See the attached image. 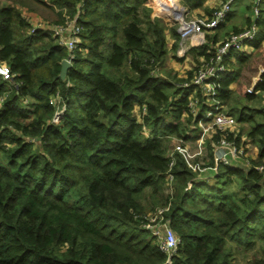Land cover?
<instances>
[{
  "label": "trees",
  "instance_id": "16d2710c",
  "mask_svg": "<svg viewBox=\"0 0 264 264\" xmlns=\"http://www.w3.org/2000/svg\"><path fill=\"white\" fill-rule=\"evenodd\" d=\"M147 1L0 2V62L12 73L0 76V264H230L235 251H251L244 264H264V168H256L264 166V108L228 110L238 109L257 148L248 165L210 169L218 130L204 142L208 160L194 159L205 171L189 168L176 151L170 156L164 138L188 140L203 104L199 115L187 106L182 85L191 68L181 78L157 74L180 36L150 16ZM179 1L207 16L213 11L206 0ZM21 7L55 23L77 14L81 40L64 77L66 49L50 31H31ZM209 37L183 58H208ZM249 55L225 58L217 93L223 104ZM260 77L254 90L263 92ZM164 181L162 219L181 240L170 254L143 225L149 211L139 199Z\"/></svg>",
  "mask_w": 264,
  "mask_h": 264
},
{
  "label": "built area",
  "instance_id": "2783aa9c",
  "mask_svg": "<svg viewBox=\"0 0 264 264\" xmlns=\"http://www.w3.org/2000/svg\"><path fill=\"white\" fill-rule=\"evenodd\" d=\"M232 2L233 0L222 1L220 5L213 9L210 16L202 15L195 18L183 19L180 22L179 28V32H182V38H184V40L181 39V45L189 37L199 38L195 43L196 45L203 43L205 33L213 31L226 20ZM258 10V6L254 5V15L258 14ZM35 29L50 31L58 43L66 49L67 56L64 59L71 61L74 56V50L81 40V27L77 22V14L65 23L39 22L32 25L31 31ZM255 34L256 26L253 23L236 32L229 33L215 46L208 55V58L201 57L200 63L194 68L190 80L182 85L190 89L187 106L192 114L199 115L200 104H203L201 116L196 121V125L201 129L200 139L198 138L197 150L194 153H190L188 145L180 140L181 143L175 145L174 149L169 151L168 154L172 156V152H178L185 160L187 166L192 170L200 172L206 170V167L201 166L192 158L201 153L203 137H209L210 133L213 131L215 133L216 130L220 132V135L214 145L213 166L210 169L214 171L219 163L230 164L236 162L238 159L242 160L246 165L249 163L246 156V144L243 143L246 140L238 134L233 135L227 131L236 125L238 120L224 108L225 104L218 98L217 93L220 75L226 70L227 66L225 58L231 51H244L246 46H248V42L255 37ZM11 74L9 66L4 62H0V76L7 78ZM192 88H194L193 92L191 91ZM196 89L198 90L196 91ZM198 91L200 92L199 95ZM54 102L55 99H51V103ZM58 118L59 112L55 114L54 120L56 121ZM209 129L212 130L209 131ZM237 138H239L238 142ZM172 164L173 159L169 162V167ZM256 168L261 171L264 166L260 164L256 165ZM165 178L171 181L173 177L168 172ZM164 209L163 207L157 209L152 215L148 213L146 216L148 220L143 225L156 236L159 249L162 252L170 254L177 249L181 240L168 222L162 219V211Z\"/></svg>",
  "mask_w": 264,
  "mask_h": 264
},
{
  "label": "rangeland",
  "instance_id": "374dc122",
  "mask_svg": "<svg viewBox=\"0 0 264 264\" xmlns=\"http://www.w3.org/2000/svg\"><path fill=\"white\" fill-rule=\"evenodd\" d=\"M15 0H0L1 3H14ZM162 0H148L146 2L147 5H145V7H147L148 9V13H150L151 17L154 16H158L160 17L164 23H166V25L168 27H173L175 28V30L177 31V33L180 36V41L178 43V46L175 50H171L168 51L162 65H161V69H159L158 73L159 75H165V76H170L173 77L174 75L177 78H181V76H184V74H186V72H188V67H190V63L192 59H199L196 63V66L200 63L201 57L198 55H191V53H188L187 57L183 58V56L185 55V51L187 49H189L191 47V45L188 44V38L185 39V41H183V44L181 45V39L184 40V38H182V32H179V28H180V20H178L177 18H167L165 16V11H164V4L167 0H165L161 7ZM178 4L180 6V12L182 14V18L185 20L186 18H195L199 15L198 13H194L190 10L187 9V7H184L181 2L179 0ZM247 0H235L234 3L232 4V9L230 13H253L252 11V5L250 4L248 7V2ZM183 6V7H182ZM237 8V9H236ZM159 9V11H158ZM25 10V9H24ZM144 11L146 10H141L142 16H144L146 13H144ZM45 16H51L50 13H48L47 10L43 11ZM251 16V15H250ZM253 17V16H251ZM41 19V18H40ZM182 19V20H183ZM50 22V23H55V22H51L49 19H42V20H38L36 22ZM167 45L168 47L170 46V34L169 32H167ZM169 37V38H168ZM186 37V36H185ZM199 40V39H198ZM246 49V48H245ZM250 57L248 59L245 60V62L243 64L240 65L239 70L237 71V77L236 79L231 83V94L229 95V97L226 98V105H224V108L227 110H231V107H236V106H241L243 104L247 105L248 107H257V108H261L262 106V95L264 93L263 92H258L257 90H254V86L255 84L259 81L260 74L262 72V69H264V50L260 51L257 50L256 54H251L249 53ZM183 58V59H182ZM236 63V60H234ZM195 67L192 66V70H194ZM259 78V79H258ZM198 89H196L197 91ZM204 90V89H202ZM190 89L187 91L189 92ZM192 92L194 91V88H192L191 90ZM246 93H252L254 96L252 98H246ZM212 102V101H211ZM199 107V106H198ZM264 108V107H263ZM138 110L137 108L135 109V113H137ZM233 116L237 119L238 118V109H233L232 112ZM209 124V123H208ZM248 127V124L246 122H238L236 123V125H234L233 127L229 128L227 131L233 135L238 134L240 135L241 138L245 139L247 141V137L244 133L245 129ZM190 128L191 130H189L188 134L190 133V137L188 138V140H185L184 143L188 145L189 147V151L190 153H194L197 150V145H198V138L200 139V133H201V129L194 124H190ZM212 129H209V131ZM203 132V131H202ZM214 134V131L210 133L209 137L204 136L203 137V145H202V150L201 153L196 155L194 158L192 159H198L200 161H204L206 162L208 160V156L206 154V151L204 149V142L207 141L208 139H211L212 135ZM179 143H181L180 139L177 137H169V138H164L163 140V145H165L166 147H171L170 151L172 149H174L175 145H178ZM244 144H246L247 142H243ZM250 143V141H249ZM251 146L253 145L252 143H250ZM251 146H248V148L246 149V156H248V158L250 159L251 157V153L249 154L248 149H251ZM254 146V145H253ZM255 147V146H254ZM246 148V146H245ZM253 159V158H252ZM165 180V179H164ZM169 191V185L167 182H157V184L155 185V189L154 187H146L144 188V190L141 192V194L139 195V199L140 201L143 203V205L145 206V208L149 211L150 215H152L153 213L156 212L157 209L162 208V204L164 202V197L165 195L168 193ZM251 251L244 253L242 251H235L230 259V264H244L246 259L250 256Z\"/></svg>",
  "mask_w": 264,
  "mask_h": 264
},
{
  "label": "crops",
  "instance_id": "0c3cea01",
  "mask_svg": "<svg viewBox=\"0 0 264 264\" xmlns=\"http://www.w3.org/2000/svg\"><path fill=\"white\" fill-rule=\"evenodd\" d=\"M42 1H47V0H42ZM222 1H224V0H206L204 3V7H206L207 9H209L211 11V9H214L215 7L220 5V3ZM234 1L235 0H233L232 4L234 3ZM247 2H248V7L250 4L252 5L251 6L252 11H253L254 5L258 6V9H259L258 14L254 15V13H251V12L247 13V14L242 13V12L241 13H238V12L230 13L231 9H232V4H231V9H230V12H229L226 20L223 23H221L219 25V27L216 28L214 31H210L208 33H205V35L207 34L210 36L209 41H207V43L209 44V47L215 48V46L229 33L234 32L236 30H239L241 28H244L245 26L248 25V22H250V24L253 23L256 26V34H255V37L251 41L248 42V46H246V49H244V51H242V52L244 54H248V53L256 54L257 50H260V51L264 50V0H257V1L256 0H247ZM21 11L28 18V21H29V23H31V25H35L38 20L43 19L41 14L29 12L28 10H26L25 7H21ZM190 11H192L194 13H198L201 16L202 15L203 16L208 15L207 13L204 12L203 9H192ZM250 15L253 17H251ZM170 39H171L170 43H172L173 38L170 37ZM187 41H188L189 45L196 46V44H195L196 42H193L192 37H189ZM204 41H206L205 36H204ZM254 43H256L258 46H254ZM229 60H231L230 62L235 64L234 56H231V58H229ZM193 65H196V63L191 62L190 67H188V69L192 68ZM263 72H264V69H262V72L259 73L260 76ZM261 103H262V106L264 107V93H263V99H262ZM246 142H247L246 143V149H247L248 146H251V144L249 143L248 138H247ZM248 152H249V154L251 153L250 159L255 158L257 156V148L254 147L253 145L251 146L250 150L248 149ZM247 158H248V156H247ZM236 162L242 163L243 161L238 159Z\"/></svg>",
  "mask_w": 264,
  "mask_h": 264
},
{
  "label": "bare ground",
  "instance_id": "6f19581e",
  "mask_svg": "<svg viewBox=\"0 0 264 264\" xmlns=\"http://www.w3.org/2000/svg\"><path fill=\"white\" fill-rule=\"evenodd\" d=\"M165 16L169 19L177 18L182 21V14L180 12V6L177 0H167L164 4ZM193 42L198 41L199 38L193 37Z\"/></svg>",
  "mask_w": 264,
  "mask_h": 264
},
{
  "label": "water",
  "instance_id": "95a60500",
  "mask_svg": "<svg viewBox=\"0 0 264 264\" xmlns=\"http://www.w3.org/2000/svg\"><path fill=\"white\" fill-rule=\"evenodd\" d=\"M183 7V6H182ZM70 65V61L63 59L60 68V77H64L67 67Z\"/></svg>",
  "mask_w": 264,
  "mask_h": 264
}]
</instances>
